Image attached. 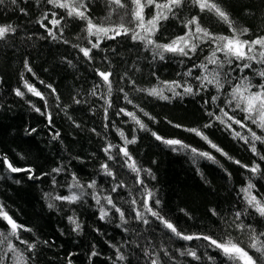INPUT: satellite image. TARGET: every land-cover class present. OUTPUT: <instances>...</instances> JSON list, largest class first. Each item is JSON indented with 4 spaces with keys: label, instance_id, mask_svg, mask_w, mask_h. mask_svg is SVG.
<instances>
[{
    "label": "trees",
    "instance_id": "16d2710c",
    "mask_svg": "<svg viewBox=\"0 0 264 264\" xmlns=\"http://www.w3.org/2000/svg\"><path fill=\"white\" fill-rule=\"evenodd\" d=\"M216 2L228 12L236 25L249 29V33L241 37L242 39H255L264 35V0H216ZM20 8H24L27 15L22 13ZM50 10H53L52 6L47 4L46 0H18L16 5L6 0L4 5H0V25L11 24L17 30L6 40L0 41V154L6 155L14 166L31 167L35 175L41 177L31 180L26 172L8 173L0 161V204L6 206L5 210L18 224L31 229L20 230L22 239L35 244L31 253L24 252V255L29 257L28 264H69V261L71 264H113L117 248H121L128 256V264H138V261L139 264H145L143 253L137 248L138 244L149 251L152 247L157 250L161 245L166 247L170 255L175 257L174 260L164 257L167 264H210L204 257L205 252L215 257L211 264H230L219 251L206 248L205 241H183L173 237L170 232L165 236L166 230L161 229L158 221L151 226V229L155 230L137 223L132 219L134 213L125 205L127 198L120 193L118 198L115 193L112 195L116 198V204L127 213L128 231L117 227L120 220L114 209L108 219L100 220L99 209L91 195H86L77 204L69 205L56 201V208L48 207L49 201L45 198V193L68 195L67 185L71 182L73 174L85 186L96 180L98 187L102 186L105 193L107 192L111 187V178L101 174L100 165L107 159L102 149L108 143L122 146L123 142L117 135L116 128L123 130L128 139L133 135L137 137V143L129 145L128 149L142 168L151 169L155 179L145 173H142V176L160 200L159 210L162 215L172 221L179 231L185 234H209L214 238H227L230 235L251 255L259 256V253L247 246V231L234 227L226 229L220 217L212 215V210H216L220 216L230 220L234 211H243L246 204L242 200L240 189L246 186L252 174L210 148L194 133L184 130L202 129L224 152L242 164L251 166L252 161L257 160L251 151L247 150V145L233 140L228 132L217 130L221 127L218 123L212 129L203 128L208 122L205 108L213 107L211 104L204 105L203 99L210 101L211 95L216 94L215 89L211 90V94L201 93L196 97L174 98L169 102L138 93L130 84L119 79L127 70L135 79L137 87H162L163 81L181 79L182 77L177 74L203 61L209 54V49L205 47L202 53L198 52L192 60L185 59L183 64L179 62L178 57L173 58L170 54H166L167 58L164 61L159 59L153 61L150 53L145 52L142 45L134 43L130 36H121L116 40H103L100 49L93 50L94 60L89 63L78 48L73 47V45L90 47L86 43L87 34L83 30L86 22L71 21L65 28L62 38L54 41L36 23L44 12ZM54 10L58 15H66L62 9ZM110 11L106 0H92L91 15L94 22L104 26L118 23L119 17L115 14L112 19H108ZM120 11L123 12L122 9ZM145 11L146 19L154 14L152 8ZM197 13L198 9H193L189 13L185 8L180 15L184 18ZM200 18L202 25L211 32L232 35L228 25L218 22L212 13L200 14ZM183 31L180 20L170 18L160 22L159 31L154 39L159 43H167L175 36L183 34ZM57 35L59 36L58 32ZM65 40L68 43H64ZM105 56L109 57L110 64L102 60ZM25 59L30 62L35 76L25 72L23 67ZM253 66L258 67L255 64ZM97 68L102 71L111 69L116 74L113 78L115 81L113 106L108 109L107 121L104 119L106 105L98 98L101 94L106 95V87L98 89L96 96L91 94L94 84L100 80L95 75ZM21 73L48 98V111L51 112L54 121L51 126L46 119L47 113L41 115L30 106L34 104L44 111L43 100L30 93L24 99L15 96L13 89L21 88L26 91L20 79ZM245 74L252 77L254 84L260 82L261 78L249 70H246ZM198 75L200 70L194 69L193 76ZM190 83L194 88L197 86L195 80H190ZM47 84H51L57 90L60 97L59 106L56 96L51 95V90L46 87ZM120 87H124L129 97L154 119H149V116H145L133 105L127 104L123 99V93L119 91ZM165 94L171 95L167 91ZM74 98L82 102L76 104ZM120 107L135 112L148 130L133 132V128L138 129V126L129 117L116 115ZM215 110L218 113L219 110ZM243 115L238 113L237 118L242 119ZM105 123L108 124L107 129L104 127ZM248 123L258 135H264V132L255 125ZM174 124L182 127H174ZM233 127L241 131L239 126ZM29 129L36 131L29 135L27 132ZM92 129H95V132ZM153 131L165 139H180L186 144L208 151L215 156L219 164H213L203 158H199L194 164L190 153L171 151L168 146L152 136ZM55 132H59L60 135L53 140ZM257 148L264 153V144L258 143ZM257 162L261 165L262 174L254 177L252 182L256 185L254 194L261 198L264 197V161ZM108 163L112 164L110 161ZM112 166L118 169V165ZM57 167L63 168L64 171L56 176L59 186L54 189L52 175L42 174L51 173L52 169ZM224 169H227V172ZM228 173H231V176ZM118 179L126 184L119 192L124 189L126 191L128 185L135 184V175L127 169L123 170ZM85 191L90 193L91 189L85 188ZM133 197L132 195L131 198ZM139 198L137 194V199ZM153 207H156L154 203ZM249 212L251 215L245 214L243 217L245 224L253 225L257 231H264V218L252 210ZM68 216L77 218L81 225L79 233L72 231L73 225L69 223ZM136 229H139V234L134 231ZM7 230V225L0 222V231ZM13 242L21 251L26 248L19 240L13 238ZM149 243L152 247H149ZM197 245L200 246L198 254L202 257L200 262L192 260L190 256L182 257L177 251L185 250L186 246L196 248ZM93 250L98 253L95 257H91ZM5 264L13 262L8 259Z\"/></svg>",
    "mask_w": 264,
    "mask_h": 264
},
{
    "label": "snow or ice",
    "instance_id": "6c2138e0",
    "mask_svg": "<svg viewBox=\"0 0 264 264\" xmlns=\"http://www.w3.org/2000/svg\"><path fill=\"white\" fill-rule=\"evenodd\" d=\"M111 11L109 12L108 19H112L113 14L119 17V22L113 25L104 26L94 22V18L91 15V4L92 0H46V3L52 6L53 10L46 11L43 13L40 19L36 23L40 28L44 29L48 36L52 40H58L62 38L65 28L73 20H79L86 22V26L83 29L86 36V43L90 45L79 46L73 45L74 48H78L79 52L82 53L83 57L89 63L93 62V50L100 49L101 42L105 39L116 40L118 37H131L134 43L142 45L145 52L150 53L151 59L155 61L159 59L164 61L167 57L166 54H170L173 58H179L181 64L184 60H192L193 57L197 56V53H202L205 47L209 49V54L205 56L204 60L198 64H193L191 68L183 73H178V76L182 78L174 81H163L161 82L162 87H137L136 81L133 79L127 70L124 71L123 75L119 77L121 82H127L130 84L136 92L145 94L149 97H154L159 100L171 101L174 98L183 99L185 96H200L201 93L211 94V90L215 89V95H211V100L204 98L203 104H211V109L205 108L206 115L208 116V122L203 125L204 129H212L216 127L217 123L222 130L228 132L233 140L237 142H243L247 145V150L251 151L252 155L259 161H264V153H261L257 148V144H264V135H258L256 131H253L249 126L250 122L255 125L261 132H264V35L257 36L255 39H242L241 37L246 36L249 33L248 28H240L231 19L228 12L216 2V0H106ZM6 0H0V5H4ZM12 5H16L18 0H10ZM154 9V14L151 18L146 19V9ZM187 8L189 13L193 9H198L199 13L191 14L187 17L181 18L180 13ZM54 9H62L66 15H58ZM123 10L121 12L120 10ZM20 11L27 15L24 8H20ZM212 13L216 16L217 21L228 25L229 31L232 33L231 36L219 35L211 32L207 27H204L201 23L200 14ZM51 16V19H49ZM170 18H176L180 20V26L184 29L183 34L177 35L167 43H159L154 37H156L159 31L161 21H166ZM47 21V23H45ZM134 24V26H133ZM51 25V27H48ZM56 29L57 31H54ZM16 28L11 24L0 25V41L6 40L10 35L16 33ZM59 33V36L57 35ZM95 38L94 40L92 38ZM68 43V41H63ZM139 51V49L137 50ZM113 52L115 50L113 49ZM198 58V57H197ZM102 60L111 63L109 57H102ZM69 63H71L69 61ZM258 67H254L253 65ZM211 66V67H210ZM24 70L27 73H32L33 69L30 62L25 59ZM200 70V75L193 76L194 69ZM249 70L253 75L260 77V82L254 84L252 77L245 74V71ZM235 73V75H234ZM95 75L100 78L93 88L91 94L97 95V90L106 87V95L101 94L98 98L104 101L106 107L104 108V119H109L108 109L113 106V83L115 72L114 70L102 71L99 68L95 69ZM155 75V73H153ZM20 79L23 83V88L13 89L15 96L24 99L28 93L35 97H39L44 101V111L41 108L36 107L34 104L30 106L34 111L44 115L47 113L46 119L49 126L53 124V116L48 111L49 101L48 98L39 91L33 84L29 83L25 78L24 74L21 73ZM190 80H195L197 86L194 88ZM44 83V81H40ZM47 88L51 90V95L56 96L57 106H59L60 97L57 95V90L51 85L47 84ZM255 89V90H254ZM119 91L123 93V99L127 104L133 105L134 108L143 112L145 116H149V113L145 112L139 104H136L133 99L129 97L124 87H120ZM171 93L166 95L165 92ZM75 99L76 104H80V99ZM215 109H218V113ZM238 113H243L242 119L237 118ZM117 116L123 115L130 118L134 122L137 128H133V132L137 130L147 131V126L139 119L135 112L128 111L125 107H120L116 113ZM71 119V117H69ZM149 119H154L149 116ZM126 123V122H125ZM169 123H172L169 121ZM233 125L239 126L241 131H237ZM174 127H182L179 124H174ZM79 127V125H77ZM104 127L107 129L108 124L105 123ZM185 131L192 132L196 136L200 137L205 141L210 148L219 152L228 160L245 168L252 174L249 177L245 187L240 189L242 194V200L246 204L243 211H234L232 218L229 220L227 217L220 216L216 210H212V215L220 217L224 223L225 228H236L241 231H247L248 233V248L259 253V256H253L244 247L234 241L231 236L227 238H214L212 235L203 233L185 234L178 230L177 226L162 215L159 210L160 200L156 197V194L146 183L142 173L155 179L151 169L142 168L138 161L134 159L128 146L137 143V137L133 135L131 139L125 135L124 131L116 128L117 135L121 138L123 144L114 145L112 143L106 144L102 149L105 157L107 158L104 163L100 165L101 174L104 177L111 178V187L105 193L103 187H98L97 181L92 180L86 186L83 185L78 177L73 174L71 182L68 183V195L45 193V198L48 199V207L50 209L56 208V201L64 202L69 205L77 204L86 195H91L92 200L95 202L99 209V219L106 220L110 216V212L114 209L116 214H119L120 224L117 227L124 228L125 231L129 229L126 227L129 220L126 219L127 213L122 207L118 206L113 197V193L116 197H119V189L126 186L123 180L118 179L123 174V170L127 169L129 172L135 175L136 194L140 197L139 199L135 196L130 200L126 201L129 203L131 212L134 213L132 219L137 223L151 226L158 221L161 229L166 230L165 236L170 232L173 237L183 241H205V247L214 251H219L220 254L226 258L230 264H262L264 260V231H257V229L251 224H245L243 217L245 214L251 215L249 210L255 212L258 216L264 218V197L258 198L254 194L256 185L252 182L253 178L261 175V165L257 160H253L251 166L242 164L239 160H235L229 156L228 153L215 142H213L208 135L200 128H185ZM36 129L27 130L28 134L31 135ZM95 132V129H92ZM152 136L157 140L168 146L173 152H187L191 154L193 163H197L199 158H203L213 164H219V161L208 151L200 150L189 144L184 143L180 139H165L158 135L156 132L151 133ZM60 133L55 132L52 139L55 140L59 137ZM23 158V157H22ZM0 161L6 168L8 173H28V178L31 180L40 179V176L35 175L34 170L31 167L21 168L14 166L6 155L0 154ZM112 162L110 165L108 162ZM112 165H118V169ZM221 167H223L221 165ZM63 168H53L51 173H43V176L52 175L53 188L59 186V182L56 179ZM227 172V169H224ZM231 176V173H228ZM19 183V181H17ZM86 189H91L88 193ZM129 195H133L130 191ZM153 203L156 207H153ZM5 205L0 204V222L7 225V231H0V264H5V261L11 259L13 264H28L29 257L24 255V252L31 253L35 244L29 243L20 236V230L31 231L20 224H18L13 217L5 210ZM68 221L73 225L72 231L79 233L81 231V225L77 218L74 216H68ZM139 234V229L134 230ZM15 240H19L20 244L26 245L24 251H21L15 243ZM47 243V242H45ZM115 247V245H112ZM149 247L151 243H149ZM199 245L196 248L187 247L185 250L177 249L179 255L190 256L192 260L200 262L202 260L201 255L198 254ZM140 252L143 253L145 264H167L163 258L167 257L168 260H174L175 257L171 256L169 250L161 245L157 250L152 247L149 251L148 248L138 244ZM11 254V256H10ZM98 253L93 250L91 257L97 256ZM90 257V258H91ZM204 257L207 261L213 262L215 257L204 253ZM71 264V261H69ZM113 264H128V256L124 254L121 248L116 249V256L113 260ZM139 264V261H138Z\"/></svg>",
    "mask_w": 264,
    "mask_h": 264
},
{
    "label": "bare ground",
    "instance_id": "6f19581e",
    "mask_svg": "<svg viewBox=\"0 0 264 264\" xmlns=\"http://www.w3.org/2000/svg\"><path fill=\"white\" fill-rule=\"evenodd\" d=\"M129 186V188L125 191V189L123 190V191H120L119 193L121 194V195H124V198H127V200L128 201H130V199H132L131 198V196L132 195H129V192L131 191L132 193H133V196H135V198H137V194H136V188L138 187L136 184H134L133 186L132 185H128ZM139 197V196H138ZM127 207H130L129 206V203H126L125 204Z\"/></svg>",
    "mask_w": 264,
    "mask_h": 264
}]
</instances>
